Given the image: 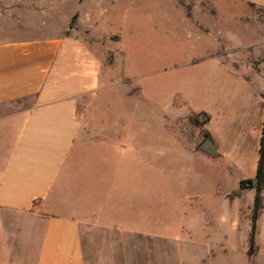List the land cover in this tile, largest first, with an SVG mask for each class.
Returning a JSON list of instances; mask_svg holds the SVG:
<instances>
[{
    "label": "rangeland",
    "instance_id": "1",
    "mask_svg": "<svg viewBox=\"0 0 264 264\" xmlns=\"http://www.w3.org/2000/svg\"><path fill=\"white\" fill-rule=\"evenodd\" d=\"M20 1L31 25H55L101 61L105 75L78 111L122 131L136 160L118 222L172 264H264V212L254 235L256 191L241 188L264 124V0ZM34 26L25 34H40ZM208 137L227 159L198 152Z\"/></svg>",
    "mask_w": 264,
    "mask_h": 264
},
{
    "label": "crops",
    "instance_id": "2",
    "mask_svg": "<svg viewBox=\"0 0 264 264\" xmlns=\"http://www.w3.org/2000/svg\"><path fill=\"white\" fill-rule=\"evenodd\" d=\"M3 6L10 36L0 40V264H172L116 219L127 174H136L124 133L86 125L78 111L105 75L101 61L55 25H31L29 1ZM32 26L40 34H25ZM215 144L219 158L198 152L227 159ZM259 159L241 182L255 179ZM262 200L263 213L264 188Z\"/></svg>",
    "mask_w": 264,
    "mask_h": 264
},
{
    "label": "trees",
    "instance_id": "3",
    "mask_svg": "<svg viewBox=\"0 0 264 264\" xmlns=\"http://www.w3.org/2000/svg\"><path fill=\"white\" fill-rule=\"evenodd\" d=\"M245 184L248 185L249 188H254L256 191L255 196V202H254V235L256 231V221L259 217V214L261 212L262 206H263V200H262V191L264 188V124H263V131H262V137H261V146H260V159L258 164V169L256 173L255 179H249L241 182V187L245 188ZM254 235L251 237V248L248 252L249 256H252L255 251V237Z\"/></svg>",
    "mask_w": 264,
    "mask_h": 264
},
{
    "label": "water",
    "instance_id": "4",
    "mask_svg": "<svg viewBox=\"0 0 264 264\" xmlns=\"http://www.w3.org/2000/svg\"><path fill=\"white\" fill-rule=\"evenodd\" d=\"M198 150L212 158L220 157V153L217 150L216 144L210 137L204 139V141L198 146Z\"/></svg>",
    "mask_w": 264,
    "mask_h": 264
}]
</instances>
